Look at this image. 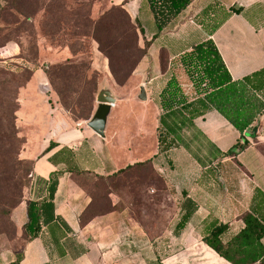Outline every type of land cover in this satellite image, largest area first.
Masks as SVG:
<instances>
[{"label":"rangeland","instance_id":"1","mask_svg":"<svg viewBox=\"0 0 264 264\" xmlns=\"http://www.w3.org/2000/svg\"><path fill=\"white\" fill-rule=\"evenodd\" d=\"M195 11L185 13L154 40L155 23L146 3L134 19L110 0H5L0 7V46L12 40L20 50L16 56L0 53L2 251L18 252L24 245L10 212L26 200L31 186L33 159L42 151L38 126L46 129L43 135L47 136L53 110L60 111L71 125L87 126L97 107L99 87L109 85L117 102L103 139L123 166L147 161L140 172L148 194L139 197L138 188L132 185L130 199L137 220L148 234H164L155 264H172L174 255L175 264L207 260V264H231L210 250L205 260L199 253L202 245L180 237L186 234L204 240L212 223L229 226L222 235L224 243L237 235L252 203L250 173L237 160L209 158L208 145L201 139L196 138L193 148H202V162L192 160L183 149L165 151L166 144L159 145L162 112L158 93L170 74L189 79L180 58L173 59L171 45L176 50L190 45L221 21L222 15L205 21L198 18L201 10ZM248 12L264 26V3ZM160 68L168 74L162 76ZM155 77L158 79L150 81ZM29 83L30 91L22 95ZM45 84L48 89H44ZM141 86L153 89L147 101L138 99ZM159 175L166 185L159 181ZM155 185L157 191L153 190ZM185 190L191 197L182 195ZM189 198L197 203L198 210L201 208L193 216L198 229H179L178 240H171L184 214L182 204ZM171 224L172 233L166 231ZM204 244L208 246L205 240Z\"/></svg>","mask_w":264,"mask_h":264},{"label":"crops","instance_id":"2","mask_svg":"<svg viewBox=\"0 0 264 264\" xmlns=\"http://www.w3.org/2000/svg\"><path fill=\"white\" fill-rule=\"evenodd\" d=\"M123 1L110 0L112 5H121ZM145 3L147 4L146 0H128L124 9L131 18L136 19ZM261 3L264 0H194L181 16L196 12V8L201 10L198 18L204 17L205 21L222 15L221 21L217 23L220 25L214 32L211 29L205 37L179 50L171 45L173 59L191 50L199 41L212 38L234 81H240L263 70L264 26L258 25L248 12ZM4 4L5 0H0V5ZM237 5L243 9L241 13L233 10H236ZM151 16L153 18L152 13ZM19 50V44L12 40L0 46V53L9 56H16ZM160 74L164 76L168 72L163 73L160 68ZM172 76L170 74L166 78L162 90ZM157 79L155 77L150 81ZM179 81L190 99L198 97L189 79L183 78ZM30 84L22 95L30 91ZM150 89L147 90L148 99L153 94V89ZM162 90L158 93L159 100ZM256 96L264 103V91ZM160 110L162 112L161 107ZM52 112L47 136L43 135L46 129L38 126V140L42 151L33 159L31 186L28 188L26 200L11 212L18 237L22 238L24 245L18 252L0 249V264H155L164 234L156 237L148 234L145 226L137 220L130 199L132 185L138 188L139 197L148 194L146 181L141 177L140 167L137 172H119L140 161L128 162L123 166L122 160L112 153L108 143L88 126L71 125L60 111ZM258 122L262 124L261 133L253 138L247 131L242 135L217 110L209 111L195 120L197 128L223 153L243 139L249 141L248 147L239 155L226 158L237 160L250 173L253 198L247 211L258 209V202L264 197V114L259 117ZM51 143L56 146L45 152ZM176 149H183L192 160L195 159L186 148ZM51 179L57 182L53 199L54 211L44 214L37 236L25 240L23 227L28 222V202L48 199ZM158 179L166 185L161 175ZM155 187L156 185L153 190L157 191ZM182 195L191 197L188 190L183 191ZM200 211L201 208L196 214ZM193 218L186 224V231L191 226L198 229V223ZM169 229L172 233V224L166 231ZM173 238L178 240L179 236L175 234L170 237L171 240ZM180 238L188 243L202 245L199 253L204 255L205 260L209 250L225 260L204 244L203 237L183 234ZM176 256H172V264H175ZM207 261L202 264H207Z\"/></svg>","mask_w":264,"mask_h":264},{"label":"trees","instance_id":"3","mask_svg":"<svg viewBox=\"0 0 264 264\" xmlns=\"http://www.w3.org/2000/svg\"><path fill=\"white\" fill-rule=\"evenodd\" d=\"M146 1L154 18L155 40L178 20L194 0ZM127 2L128 0H124L121 5L113 6L119 7L131 18L124 9ZM233 10L237 13L243 11V9L235 10V8ZM219 25L212 28L211 32H214ZM179 58L198 97L190 99L179 79L175 75L170 78L160 94L162 109L158 127L160 147L163 143L166 144L165 151L174 147H184L195 159L202 162L200 158L202 148L199 147L197 151L193 148L197 138L207 143L209 158L223 160L239 155L248 147L247 139H243L228 152L223 153L197 128L195 120L209 111L217 110L242 135H245L247 131L249 136L257 138L262 129L258 119L264 114V103L256 94L264 91V69L240 81H234L212 38L194 44L191 50L185 51ZM187 134L192 137H187ZM54 146H56L55 143H51L45 152L50 151ZM146 166L147 161H142L129 165L119 172L139 169L138 167L142 170ZM56 189L57 182L51 179L49 198L42 202H28V222L23 227V239L29 240L37 236L44 214L47 211H54L53 199ZM258 203L260 205L258 209L254 208L243 215L244 227L227 243L222 241V235L229 227L227 224L212 223L207 228V234L204 237L206 244L231 264H264V197ZM197 210V203L191 198L186 199L182 204L184 214L174 231L175 234L179 229L185 228Z\"/></svg>","mask_w":264,"mask_h":264},{"label":"water","instance_id":"4","mask_svg":"<svg viewBox=\"0 0 264 264\" xmlns=\"http://www.w3.org/2000/svg\"><path fill=\"white\" fill-rule=\"evenodd\" d=\"M236 10H240L239 5L236 6ZM43 87L44 89H48L46 84ZM138 99L140 101L148 100V93L145 86L140 87ZM96 101V110L91 119L87 122V126L100 137L106 138L109 118L112 113L113 107L116 105L117 97L115 92L109 85H102L97 91Z\"/></svg>","mask_w":264,"mask_h":264},{"label":"built area","instance_id":"5","mask_svg":"<svg viewBox=\"0 0 264 264\" xmlns=\"http://www.w3.org/2000/svg\"><path fill=\"white\" fill-rule=\"evenodd\" d=\"M5 63H7V62H5Z\"/></svg>","mask_w":264,"mask_h":264}]
</instances>
